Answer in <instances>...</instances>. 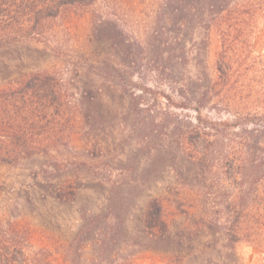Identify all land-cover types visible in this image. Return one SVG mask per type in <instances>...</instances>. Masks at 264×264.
<instances>
[{
	"label": "rangeland",
	"instance_id": "1",
	"mask_svg": "<svg viewBox=\"0 0 264 264\" xmlns=\"http://www.w3.org/2000/svg\"><path fill=\"white\" fill-rule=\"evenodd\" d=\"M159 4L99 0L67 8L44 24L42 36L4 51L0 86L46 70L55 74L63 93L60 104L66 102L51 110L60 117L42 125L40 139L45 138L48 153L27 160L29 169L0 166V214H29L60 239H70L80 210H97L107 194L98 182L109 180L127 184L120 191L134 217L148 199L164 200L175 233L200 217L220 216L223 227L225 220L239 219L242 233L250 236L264 222V11L236 29L211 30L208 40L185 32L177 37L183 61L159 75L149 71L151 54L143 53L146 46L137 38L156 32L175 36L172 24L157 17ZM108 20L116 21L124 35L117 36ZM115 62L130 63L132 76ZM183 100L189 107L178 108ZM203 125L212 129L204 134ZM248 133L246 154L242 143ZM245 160L248 167H241ZM56 165L60 178L77 180L78 201L43 203L40 195L31 205L27 190L34 187L33 172L41 166L42 178H50ZM261 230L254 243L236 245L235 257L217 249L203 260L173 264H264V226ZM209 234L212 245L219 235ZM141 244L156 248L149 241ZM141 264L165 262L146 253Z\"/></svg>",
	"mask_w": 264,
	"mask_h": 264
},
{
	"label": "trees",
	"instance_id": "2",
	"mask_svg": "<svg viewBox=\"0 0 264 264\" xmlns=\"http://www.w3.org/2000/svg\"><path fill=\"white\" fill-rule=\"evenodd\" d=\"M98 1L0 0V58H4V51L8 53L17 48L16 43L22 44L25 40L42 36L44 24L60 17L65 9L88 7ZM263 3L264 0H160L157 17L164 24L167 21L172 24L175 36L168 39L159 32L154 34L155 37L150 34L145 39L137 36L146 46L143 53L151 54L149 61L153 65L149 71H159L162 75L160 70L171 71L175 64L183 61L184 56H179L183 54L180 53L183 48L177 37L185 32H194L208 40L210 31L215 28L236 29L244 24L247 17L249 23L253 22L264 11ZM108 22L117 36L124 35L116 21ZM102 24L98 27L102 28ZM129 37L131 41L136 39L133 35ZM148 42L156 44V47H149ZM129 64L115 62L114 67L132 76L134 69ZM22 76L19 81L0 86V166L29 169L27 160L49 151L43 144L45 138L40 139L45 133L42 125L48 119L60 117H55L51 110L57 112L66 101L60 104L63 93L54 73L37 70ZM184 101L176 106L189 107ZM193 109L200 111L199 107ZM211 129L210 126H202L204 134ZM243 139L246 142L242 143V148L249 147V133ZM244 151L249 154L248 149ZM241 165L248 167V161ZM36 169L38 172L32 174L34 187L28 186L27 190L31 205L39 200L40 195L43 203L49 200L58 204L78 201L82 189L75 178H60L62 169L58 165L53 168L54 175L50 178H42L41 166ZM98 185L107 193L102 197V204L97 206V210H80V224L70 239H60L52 228L30 220L29 214L17 217L0 214V264H141L146 253L160 257L165 264H173L174 260H203L211 253L210 250L217 249L227 258H232L237 255L236 245L244 241L254 243L264 226L262 221L250 236L242 233L239 219L225 220L227 227H223L220 216L210 221L200 217L198 221L181 226L179 233H175L165 214L164 200L148 199L134 217L133 209L126 208L128 199L120 191L127 186L126 183L101 180ZM209 231L219 235L212 245L208 240L211 236ZM244 235L248 240L243 238ZM141 240L152 242L156 248L154 245L153 248L142 246ZM164 246L171 250H159Z\"/></svg>",
	"mask_w": 264,
	"mask_h": 264
}]
</instances>
